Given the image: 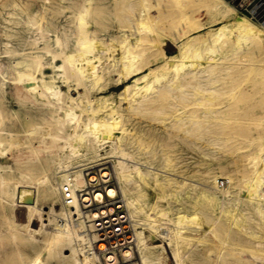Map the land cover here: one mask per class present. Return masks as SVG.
I'll return each instance as SVG.
<instances>
[{"label":"rangeland","instance_id":"obj_1","mask_svg":"<svg viewBox=\"0 0 264 264\" xmlns=\"http://www.w3.org/2000/svg\"><path fill=\"white\" fill-rule=\"evenodd\" d=\"M225 1L234 8L228 14L244 15L264 30V0ZM155 2L0 0V176L27 181L38 189L37 198L31 190L22 188L14 202L11 180L8 193L0 196V264H27L43 243L45 235L65 212L59 184L68 171L77 170L75 173L79 174V168L94 163H101L99 168L110 165L112 177L120 184L113 162L117 154L108 144L100 146L101 155L97 157L92 153L70 157L61 145V135L87 122L86 113L76 106L77 102L103 95L117 106L112 114L119 120L118 128L125 129L123 136L128 143L124 147L125 170L133 174L132 162L138 161L142 170H159L171 180L169 186L156 184L149 171L144 180L132 178L129 182V188L138 192L129 190V194L140 208L134 218L131 216L136 222L134 228L147 233L155 229V243L165 247L169 255L166 264H173L172 244L183 254V264H264V203L257 205L246 199L247 191L263 178L264 44H251L228 55L232 46L229 35L203 37L201 42L211 45H202L192 61L209 57L204 71H187L191 69L189 61L182 67L186 71L154 69L141 82L140 86H148L142 93L144 98L134 102L118 99L116 92L124 82L115 84L116 71L104 70L102 80L96 83L78 81L68 74L79 55L75 52L70 63L65 58L67 53L84 48L86 55L94 56V64L101 70L105 56L112 50L118 56L119 42L125 35L133 34L136 26H141L140 54L147 57L148 66L154 68L156 57L160 58L158 46L168 53L175 52L176 47L167 39L157 43L167 16L161 13L164 7L160 10L153 6ZM169 12L176 15L172 24L183 27L204 24V31L231 17L214 16L204 0H179ZM86 36L93 41L82 43V37ZM149 44L154 45L152 49ZM103 45L107 51L101 49ZM148 50H153V54H147ZM35 59L41 62L36 70ZM61 63L67 74L58 68ZM26 70L35 71L38 82L35 91L26 89L17 78L19 72ZM173 80L180 82V86L171 85ZM44 85L57 86L62 96L51 97ZM198 92L209 101H199ZM70 96L76 99L71 100ZM67 109L78 116L76 123L66 120ZM101 118L97 116L91 125L109 126ZM50 128L56 129L57 141L48 135ZM77 164L83 166L74 167ZM37 179L44 182L36 184ZM220 180L233 185L229 196L218 187ZM262 191L259 194L264 199ZM182 214L189 216L188 221L176 226L177 216ZM46 216L50 218L49 225L34 231L42 222H48L44 220ZM160 228L169 229L171 246L160 234ZM29 232L37 241L34 245L26 241ZM70 251V245H57L51 251L54 258L46 254L44 262L69 264L65 254Z\"/></svg>","mask_w":264,"mask_h":264},{"label":"bare ground","instance_id":"obj_2","mask_svg":"<svg viewBox=\"0 0 264 264\" xmlns=\"http://www.w3.org/2000/svg\"><path fill=\"white\" fill-rule=\"evenodd\" d=\"M204 1L208 2V4L210 5V8L212 9V11H214V16L217 17L221 15L222 17L224 16L225 17L227 16V18L229 16L231 17L228 20H226L225 18V20L223 19L220 22H218L217 27L204 31L202 30L204 27V24H199L198 26H194V27H183L179 23L172 24L176 15H172V14L169 15L170 13L169 9L173 7L175 4L177 5L179 0H170V2H168V0H156V2L153 3V6L156 9L161 10V8L164 7L165 9L162 10L161 13L167 16L164 28L160 35V41H158L157 43L162 44L164 39H167L176 47L175 52L168 53L162 46H158L157 50L159 51L161 56L160 58L156 57L157 62L155 61L156 63H155L154 68H152L151 66H148L147 57L144 58L140 54L141 51H140V33H139L140 30L139 29L141 26L140 27L136 26L138 29L136 31H133V34L125 35L119 42L118 49H119L120 54L118 56H116V54L113 53V50L111 54H108L105 56L106 63L104 67L101 68V70H98V67L94 64V61H93L94 56L89 57L88 55H86L87 53L86 49L84 48L77 49L72 53H67L65 58L70 63H73L72 61L74 60L75 52H77L79 55L78 61H76L73 64L74 69L72 68V71L69 72L68 74L70 76L71 75L75 76L78 81H89L91 83L93 82L96 83L97 81L102 80L101 77H102L104 70L106 72H109V70L116 71L117 77L115 80V84L118 85L124 82L122 87L116 92L118 99L120 101H124V100L131 101L132 100V102H134L136 101V99L144 98L145 95H143L142 93L145 90H147L148 86L147 85L140 86L141 82L144 81L146 77L154 69H165V70H171L174 72L175 71H186V70H182L183 69L182 67L189 61L191 62V69L187 71H204V68H206V65L209 62V59H208L209 57L205 58L204 61H201L200 59H195L192 61V57L194 56V54L197 53V51L200 49L202 45H205L206 47H210L211 45V43L207 44L205 42H201V39H203V37L208 38L212 36L213 38L214 37L220 38L221 35L223 34L229 35L232 38V46L227 51L228 55L234 54L236 53V51H243L245 47L251 44H256V45L260 43L264 44V30L261 27H259L257 24L249 20L244 15L228 14V12L233 11L234 8L227 1L225 0H204ZM79 20H80V23L82 24L83 23L82 17L79 18ZM88 36L82 37L81 42L91 43L93 40H91L90 37ZM151 39L153 40V38ZM156 40H158V37ZM152 46L149 44V47H151V49H152ZM107 47H110V45L108 44ZM107 47L103 45L101 49L103 51H107L108 50ZM143 50L144 49H142V51ZM148 51L149 52L147 54H150V55H152L154 52L153 50H148ZM34 66H35V70L40 68L41 62L35 59ZM58 68H61L63 70V63L59 64ZM63 72L66 73L64 70ZM141 72H143L141 76H136L137 74ZM17 78L19 81L23 83V85H25L26 89L30 91L37 90L38 82L36 79L35 71L26 70L24 72L23 71L19 72L17 74ZM128 79H132L131 82H128ZM171 85H173L174 87H179L180 82H178L177 80H173ZM44 89L48 92V94L51 97L58 99L60 96H62V91L57 86L50 87V86L44 85ZM40 94L41 93L39 92L38 95ZM198 94L200 95L199 101H205V100L209 101V98L203 97L204 95L202 96L200 92H198ZM44 97L46 96L44 95ZM210 97H213V96H210ZM70 99L75 100L76 96L75 97L70 96ZM109 101L110 99L105 95L100 96L99 98L95 100L88 99L85 102H82L81 100L78 101L76 106L82 109L86 113L87 122L86 124L80 126L79 129H76L78 128V126L75 128L76 126L75 125L72 128V131L70 133L66 134L65 136L61 135L60 137L63 141V144L61 145H64L70 157H81V156L86 157L90 153L93 154L92 156L97 157L101 155V153H99L100 146L103 144H108L110 148H112L114 152L117 154L113 162L114 164H116V166L114 165L115 166L114 169L117 173V177H118V180L120 181V184L118 185L116 180H114V176L112 177L111 175L112 172L110 171L112 169H110L111 167L110 165H109L110 167L104 166V167L99 168L98 166L101 165V163H98V164L94 163L87 167L79 168L80 169L79 174L75 173L77 172V170L68 171V173L64 176V178L60 182L59 187L61 188L63 185L69 184L71 187L72 195L74 197V202L70 205H65L62 199L61 190H59L60 199L63 203L62 205L65 209V212H63L62 216H60L59 219L55 221V224L53 225V227L45 235L43 243L38 245L35 250V253L28 258L27 264H45L44 262L45 255L47 254L50 258H54V255L52 254L51 251H53L55 246L63 245V244L70 245L71 247L70 253L65 254V256L68 259L69 264H99L97 261L96 255L90 252V248L92 247L93 243L98 241V236L95 233H92L93 230H91V228L93 227V225H91L90 222L95 216H97L98 213L99 214L115 213L114 214L115 218H112V220L110 218L109 222L116 223V221L117 222L121 221L125 225L123 226V228L128 227L132 230V243L137 253L136 254L137 261L134 264H166L167 263V260L169 259L167 250L161 244L155 243V233H154L155 229L153 230L154 232L151 230L147 233L143 229L136 230L134 228V224L136 222H133L132 218L136 216L135 214L140 208L138 209V207L136 206V202H135L136 199L132 195H130L131 193L129 190L133 191V189L129 188V182L132 181V178L133 179L137 178L138 180L142 181L146 178L147 175H150V172L152 173L154 177L152 178L154 179L156 184L171 183V180H169V178H166L167 176L165 174L161 175L159 173V170L157 171L142 170V168H140L139 166L140 163L138 161L132 162L134 164L133 167L131 168L133 170V174L125 170L126 169L124 168L125 162L123 161L125 160L124 147L126 144H128L124 140V136H123V131L125 129L120 130L118 128L117 125L119 123V120H117V117L112 114V111H114L117 108V106L115 107V105H112L111 102ZM64 113L66 116L65 118L69 123L75 122L76 117H78L76 116L75 112L72 109H67L64 111ZM97 116H101L102 117L101 119L103 121H107L109 126L101 128V126L98 124L91 125V121H93ZM65 118L63 117V119ZM58 119L56 120L58 121ZM57 130L59 129L57 128ZM36 133H38V130ZM41 133H43V130H41ZM47 133L50 136L51 140L53 141L55 140L57 136H59L57 134L56 129L54 130L53 128L48 129ZM80 166H83V165L77 164L74 167H80ZM149 168L152 169V167H149ZM231 179L232 178H230V180ZM11 180L0 176V196H4L5 194L8 193L7 185L10 183L9 181H11V183L13 184V188H14V192L12 193V200L14 202L17 201L19 191L24 187L28 190H31V192L37 195V198H38L37 187L33 186L32 184H29V182L27 181L18 180V179H11ZM44 180L37 179L36 184H39V182L43 183ZM132 185L133 184H131L130 186ZM226 185H227V180H226V184L223 187H221L224 189L222 193H224L226 196H229L231 194L230 188L233 185L230 182L228 183L227 187ZM219 188L217 190H219ZM137 189L139 190V188ZM260 190L264 191V161H263V178L261 180V183H259L256 187H253L247 191L246 199L251 203L253 202L256 203L257 205L262 204V202L264 203V199H262L261 198L262 196L260 197V194H259ZM135 191L136 189H134L133 192ZM135 193H138V192L136 191ZM103 197L104 198L106 197L108 199H115V200L107 204H104L100 206L99 208L98 207L93 208L92 206H94L95 203H100ZM128 206L130 207V211H128ZM94 210H97V212H94ZM163 214H160V216H163ZM188 217L189 216H187L186 214L178 215L177 220H176L177 222L175 221L176 226L177 224L179 225L180 223H184L188 221L187 220ZM49 219L50 218H47L46 216L44 220H48V222L46 223L42 222L40 227H38V229L34 231H39L40 229L47 227L49 225V221H50ZM190 219H193V218H190ZM188 223H187V226H188ZM154 224L156 223L154 222ZM143 226L147 227V225H143ZM151 228H154V226ZM175 230L177 229L175 228ZM176 233L178 234L180 232L178 231ZM160 234L166 239L167 244L171 246V238H170L171 234H169V229L160 228ZM26 241L28 244H31V245H34L35 243H37V241L35 240L34 234L30 232L27 234ZM172 241L174 242V240ZM180 244H182V242ZM96 245L99 248L103 247L102 243L96 242ZM65 249L68 250V248L66 247ZM171 250L169 252L172 253L170 254L171 255L170 257H172L173 264H183L182 262L183 260L181 257V255L183 254H179L180 252L177 250L176 246L173 248V244H172ZM183 250L185 249L183 248ZM17 253L19 252L17 251ZM127 253H128L127 251L124 252L125 255ZM186 254H189V253H185L184 255ZM189 256L191 257L190 254ZM112 258H113L112 255L107 257L108 261H111Z\"/></svg>","mask_w":264,"mask_h":264},{"label":"built area","instance_id":"obj_3","mask_svg":"<svg viewBox=\"0 0 264 264\" xmlns=\"http://www.w3.org/2000/svg\"><path fill=\"white\" fill-rule=\"evenodd\" d=\"M226 181L220 180L218 187H223ZM62 199L65 205H70L74 202V197L71 192L69 184L63 185L61 188ZM115 199L104 198L100 203H95L93 208L100 207ZM97 212V210H94ZM115 213L97 214L92 220V233L98 236L97 243H102L103 247L99 248L96 242L90 248V252L96 255L99 264H134L137 261V253L132 243V230L130 228H123L125 226L121 221L116 223L109 222V219L115 218ZM128 253L125 255L124 252ZM112 255L111 261L107 257Z\"/></svg>","mask_w":264,"mask_h":264}]
</instances>
